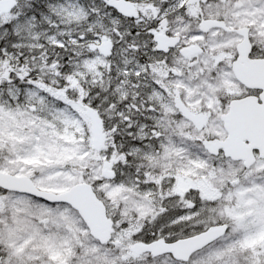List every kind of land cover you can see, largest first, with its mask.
<instances>
[{
    "label": "snow or ice",
    "instance_id": "6c2138e0",
    "mask_svg": "<svg viewBox=\"0 0 264 264\" xmlns=\"http://www.w3.org/2000/svg\"><path fill=\"white\" fill-rule=\"evenodd\" d=\"M0 264H264V0H0Z\"/></svg>",
    "mask_w": 264,
    "mask_h": 264
}]
</instances>
